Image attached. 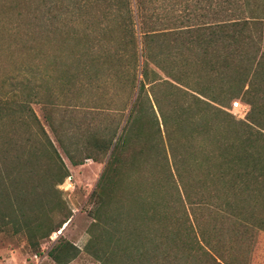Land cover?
I'll use <instances>...</instances> for the list:
<instances>
[{"label": "trees", "instance_id": "1", "mask_svg": "<svg viewBox=\"0 0 264 264\" xmlns=\"http://www.w3.org/2000/svg\"><path fill=\"white\" fill-rule=\"evenodd\" d=\"M114 1L117 19L126 6L128 14L118 19L124 17L125 38L108 55V68L118 84L123 78L120 84L129 93L124 124L98 130L83 117L65 141L49 121L59 148L71 166L85 160L104 163L90 195L98 207L95 214L117 205L122 185L134 176L144 175L147 185L156 181V166L166 186H174L177 200L162 210L136 201V190L130 192L125 238L114 241L131 243L135 258L130 263L145 258L143 264H246L256 232H264V0H134L140 51L132 2ZM200 18V24L192 23ZM230 108H247L244 120L232 117ZM18 109L25 111V104L1 105L0 116L12 119ZM13 142L6 140L7 153ZM27 142L12 158L22 166L38 165L40 156ZM47 142L48 161L55 164L56 157L62 163ZM153 160L159 164L150 167ZM57 174L59 185L67 169ZM41 200L38 194L37 206L44 205ZM178 201L181 215L174 212ZM139 202L141 214L135 209ZM120 212H115V225L122 220ZM54 230L30 234L31 249L37 252L39 241ZM103 234L108 242L114 238L111 230ZM101 252L100 264H110L113 252ZM78 254L76 246L60 239L47 256L67 264Z\"/></svg>", "mask_w": 264, "mask_h": 264}, {"label": "rangeland", "instance_id": "2", "mask_svg": "<svg viewBox=\"0 0 264 264\" xmlns=\"http://www.w3.org/2000/svg\"><path fill=\"white\" fill-rule=\"evenodd\" d=\"M129 2L140 51L134 0ZM120 12L126 17L127 6ZM118 13L114 0L107 5L94 0H0V106L25 104V111L18 109L12 119L0 116V264H56L47 253L60 239L79 249L78 256L67 264H100L97 255L101 251L113 252L110 264H133L130 258H135V252L131 243L114 244L116 238H125L128 214L124 210L130 211L133 204L130 192L136 190V201L152 202L158 210L166 202L177 200L174 186H166L161 169L156 166V181L147 185L144 175L134 176L122 185L117 205L95 214L98 207L90 195L104 163L85 160L80 166H71L56 142V133L65 135L67 141L66 136L73 127L81 125L83 117L98 130L119 124L121 129L124 124L131 104L129 93L120 84L123 78L118 84L108 68V55L125 38L124 17L119 21ZM196 13L204 15L205 11ZM200 21L201 18L192 23L198 25ZM163 105L167 107L168 103ZM227 111L241 121L247 108ZM9 137L14 142L7 153L5 142ZM47 139L62 163L56 157L55 164L48 161L46 155L52 150ZM26 141L40 156L38 165L22 166L12 158L20 155L19 145ZM153 163L159 164L153 160L150 167ZM63 167L68 176L56 185L58 170L61 174ZM38 194L44 205H36ZM176 203L174 212L181 215L182 206L179 201ZM142 208L140 202L135 207L140 214ZM117 211H121L122 220L115 225L112 221L118 219ZM67 217V222L57 229ZM51 228L55 230L39 241V252H34L29 235ZM104 229L114 234L111 242L106 241ZM244 260L246 264H264V232H256Z\"/></svg>", "mask_w": 264, "mask_h": 264}, {"label": "built area", "instance_id": "3", "mask_svg": "<svg viewBox=\"0 0 264 264\" xmlns=\"http://www.w3.org/2000/svg\"><path fill=\"white\" fill-rule=\"evenodd\" d=\"M68 179L70 180V178L68 177Z\"/></svg>", "mask_w": 264, "mask_h": 264}]
</instances>
